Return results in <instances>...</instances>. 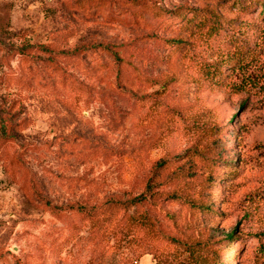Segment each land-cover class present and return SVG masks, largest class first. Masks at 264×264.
I'll list each match as a JSON object with an SVG mask.
<instances>
[{
	"label": "rangeland",
	"instance_id": "1",
	"mask_svg": "<svg viewBox=\"0 0 264 264\" xmlns=\"http://www.w3.org/2000/svg\"><path fill=\"white\" fill-rule=\"evenodd\" d=\"M263 3L0 0V264H264ZM152 179V233L75 209Z\"/></svg>",
	"mask_w": 264,
	"mask_h": 264
},
{
	"label": "trees",
	"instance_id": "2",
	"mask_svg": "<svg viewBox=\"0 0 264 264\" xmlns=\"http://www.w3.org/2000/svg\"><path fill=\"white\" fill-rule=\"evenodd\" d=\"M103 0H76V4L78 6V9L86 12L89 10H92L94 7H98L102 4ZM264 4V3H263ZM155 9H152V12L155 14V16H166L168 18H173L175 20H180L182 23V26L185 27L190 32H198V33H204V32H218L220 25V18L218 14H215L213 12H202V11H192L187 10L186 8H178L174 11H167L162 8H157V6H154ZM191 14V16H189ZM219 18V19H218ZM181 41L178 42H171L172 47L174 48H181ZM118 58V57H117ZM119 62L121 60L118 58ZM0 125V135L4 139H16L15 136V129H13L11 126L8 125V121L6 119L1 120ZM161 165V166H160ZM159 167L156 170V173L158 170L164 167V164L161 163ZM158 186L157 183L154 182V179H152L146 187V190L143 194H141L138 197L129 199V200H115L108 202L107 204L101 206V207H93L89 208L87 206H78L75 208L80 214H84L92 224V229L95 231V234H100L105 231L107 227L110 226V224L113 221H116V216L118 213L123 212L124 214H129L132 211V215H129L127 218V221L130 222L133 226L140 227L142 229H145L152 233L154 230H156L155 221L153 220L152 216L148 214L146 211H139L138 206L143 204V202L151 200L155 197V191L154 189ZM203 210H210V206L203 207ZM153 235V234H152ZM154 236V235H153ZM189 249H194L193 254H197V245L191 244L188 245Z\"/></svg>",
	"mask_w": 264,
	"mask_h": 264
}]
</instances>
